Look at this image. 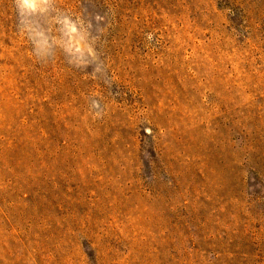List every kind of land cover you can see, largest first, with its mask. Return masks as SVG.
Listing matches in <instances>:
<instances>
[{
	"label": "rangeland",
	"instance_id": "rangeland-1",
	"mask_svg": "<svg viewBox=\"0 0 264 264\" xmlns=\"http://www.w3.org/2000/svg\"><path fill=\"white\" fill-rule=\"evenodd\" d=\"M0 264H264V0H0Z\"/></svg>",
	"mask_w": 264,
	"mask_h": 264
}]
</instances>
